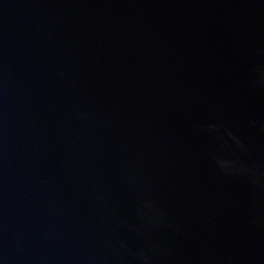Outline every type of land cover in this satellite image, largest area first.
<instances>
[{
	"label": "water",
	"instance_id": "obj_1",
	"mask_svg": "<svg viewBox=\"0 0 264 264\" xmlns=\"http://www.w3.org/2000/svg\"><path fill=\"white\" fill-rule=\"evenodd\" d=\"M0 264H264V0H0Z\"/></svg>",
	"mask_w": 264,
	"mask_h": 264
}]
</instances>
